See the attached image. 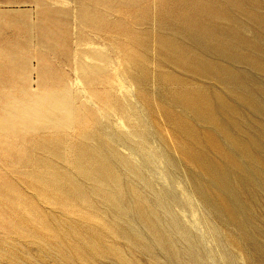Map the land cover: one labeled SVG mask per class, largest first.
<instances>
[{"label":"rangeland","instance_id":"obj_1","mask_svg":"<svg viewBox=\"0 0 264 264\" xmlns=\"http://www.w3.org/2000/svg\"><path fill=\"white\" fill-rule=\"evenodd\" d=\"M25 1L0 264H264V0Z\"/></svg>","mask_w":264,"mask_h":264},{"label":"crops","instance_id":"obj_2","mask_svg":"<svg viewBox=\"0 0 264 264\" xmlns=\"http://www.w3.org/2000/svg\"><path fill=\"white\" fill-rule=\"evenodd\" d=\"M10 1L0 0V4H1L0 11H14V10H16V7H18L17 5H23L25 2H27L25 0H12L11 2ZM22 1H24V3H22ZM20 10L21 11H33L32 9H29V8H20ZM4 20H7V19L2 17V16H0V22H3ZM30 20H31V22H30L29 25H30V27L31 26L33 27V25H34L33 24V17H31ZM0 36H1V34H0ZM33 39L34 38H32V41H34ZM31 44H32V47H33L31 54H33V50H35L34 49L35 48V46H34L35 43L31 42ZM28 46L31 47L30 42H29Z\"/></svg>","mask_w":264,"mask_h":264}]
</instances>
